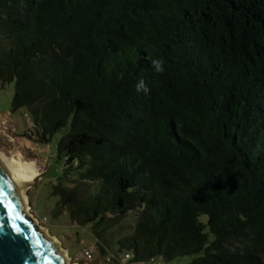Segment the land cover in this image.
<instances>
[{"label": "trees", "instance_id": "obj_1", "mask_svg": "<svg viewBox=\"0 0 264 264\" xmlns=\"http://www.w3.org/2000/svg\"><path fill=\"white\" fill-rule=\"evenodd\" d=\"M0 80L91 260L264 264V0H0Z\"/></svg>", "mask_w": 264, "mask_h": 264}, {"label": "rangeland", "instance_id": "obj_2", "mask_svg": "<svg viewBox=\"0 0 264 264\" xmlns=\"http://www.w3.org/2000/svg\"><path fill=\"white\" fill-rule=\"evenodd\" d=\"M14 92V82L0 80V151L6 156H17L22 160L33 161L37 174L30 185L25 188L27 198V212L30 219L36 222L47 233L55 237L61 248L66 251L71 262L77 264H105L99 251L94 247L95 259L84 261L78 254L84 246L93 244L94 240L89 234L87 227L77 226L71 222L65 213L54 212L56 197L51 195L50 186L55 181L60 168L61 161L56 157V141L61 136L65 127H60L51 136L48 142L39 143L24 136V131L31 128L29 117L24 107L11 110V99ZM126 219L120 226L110 230L111 240L115 241L123 232L131 230V224L135 219V213H128ZM205 220V215L200 216ZM40 228V229H41ZM188 256H180L170 260V264H185ZM160 258L155 257L153 261L145 264H157ZM131 264H144L132 262Z\"/></svg>", "mask_w": 264, "mask_h": 264}, {"label": "water", "instance_id": "obj_3", "mask_svg": "<svg viewBox=\"0 0 264 264\" xmlns=\"http://www.w3.org/2000/svg\"><path fill=\"white\" fill-rule=\"evenodd\" d=\"M62 255L25 213L19 189L10 182L0 157V264H69Z\"/></svg>", "mask_w": 264, "mask_h": 264}, {"label": "bare ground", "instance_id": "obj_4", "mask_svg": "<svg viewBox=\"0 0 264 264\" xmlns=\"http://www.w3.org/2000/svg\"><path fill=\"white\" fill-rule=\"evenodd\" d=\"M0 157L2 159L3 166L6 170V173H7V176L10 182L19 189L21 202L24 206L25 213H26L27 212V198H26V194L24 191H25V188L30 183H32V181L35 179L33 178L37 174V169L35 167V164L33 161H30V160L29 161L22 160L19 154L17 156H6L0 151ZM35 222L36 220L35 221L33 220V223ZM41 230H43L44 234L47 237H49L53 243L56 244L57 249L63 252L62 256L66 260L65 262L69 264H77L76 262H71L69 260V258L67 257L66 251L63 248H61L58 240L55 237L49 235L45 229L41 228Z\"/></svg>", "mask_w": 264, "mask_h": 264}, {"label": "clouds", "instance_id": "obj_5", "mask_svg": "<svg viewBox=\"0 0 264 264\" xmlns=\"http://www.w3.org/2000/svg\"><path fill=\"white\" fill-rule=\"evenodd\" d=\"M152 66L154 67L156 72H163L164 68H163V61L159 60V59H154L152 61ZM136 89L137 91H144L147 92L148 88L145 84V82L143 80H140L137 85H136Z\"/></svg>", "mask_w": 264, "mask_h": 264}, {"label": "built area", "instance_id": "obj_6", "mask_svg": "<svg viewBox=\"0 0 264 264\" xmlns=\"http://www.w3.org/2000/svg\"><path fill=\"white\" fill-rule=\"evenodd\" d=\"M78 254L80 255V258H83L84 261H89V260H91L92 257H93V253H92V251H91L89 248H82V249L79 251ZM128 258H129V254L125 253V254L123 255L122 261L124 262V261H126V259H128Z\"/></svg>", "mask_w": 264, "mask_h": 264}, {"label": "snow or ice", "instance_id": "obj_7", "mask_svg": "<svg viewBox=\"0 0 264 264\" xmlns=\"http://www.w3.org/2000/svg\"><path fill=\"white\" fill-rule=\"evenodd\" d=\"M13 218H14V219H19L18 216L13 217ZM10 226H11V228H12L13 230L19 232V227H18L17 225H15V224H11Z\"/></svg>", "mask_w": 264, "mask_h": 264}]
</instances>
